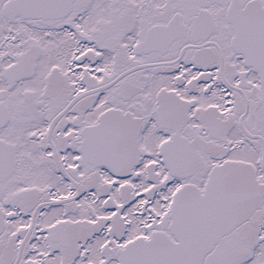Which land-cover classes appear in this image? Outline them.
Returning <instances> with one entry per match:
<instances>
[{"label":"snow or ice","instance_id":"6c2138e0","mask_svg":"<svg viewBox=\"0 0 264 264\" xmlns=\"http://www.w3.org/2000/svg\"><path fill=\"white\" fill-rule=\"evenodd\" d=\"M0 264H264V0H0Z\"/></svg>","mask_w":264,"mask_h":264}]
</instances>
